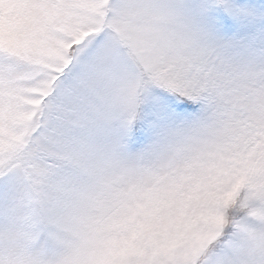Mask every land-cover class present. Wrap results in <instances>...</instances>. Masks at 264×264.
Returning <instances> with one entry per match:
<instances>
[{
  "label": "snow or ice",
  "instance_id": "snow-or-ice-1",
  "mask_svg": "<svg viewBox=\"0 0 264 264\" xmlns=\"http://www.w3.org/2000/svg\"><path fill=\"white\" fill-rule=\"evenodd\" d=\"M129 14L145 21L147 79L107 26ZM117 62L145 80L142 112L130 91L114 115ZM165 141L191 153L184 168L264 153V0H0V264H58L77 169L101 147L134 168Z\"/></svg>",
  "mask_w": 264,
  "mask_h": 264
},
{
  "label": "rangeland",
  "instance_id": "rangeland-1",
  "mask_svg": "<svg viewBox=\"0 0 264 264\" xmlns=\"http://www.w3.org/2000/svg\"><path fill=\"white\" fill-rule=\"evenodd\" d=\"M144 23L129 14L107 26L120 54L147 79ZM43 54L55 56L54 50ZM113 80L114 115L124 110L130 91L142 112L145 80L119 62ZM237 152L244 159L226 168L201 161L177 167L191 153H178L165 141L153 157L124 168L101 147L62 194L58 264H221L225 248L229 264H264V153L244 144Z\"/></svg>",
  "mask_w": 264,
  "mask_h": 264
},
{
  "label": "trees",
  "instance_id": "trees-1",
  "mask_svg": "<svg viewBox=\"0 0 264 264\" xmlns=\"http://www.w3.org/2000/svg\"><path fill=\"white\" fill-rule=\"evenodd\" d=\"M243 208H244V206H243ZM243 208L242 207H240V208H238V209H236L237 210V214H238V211L239 212H242L243 211ZM245 209V208H244ZM241 210V211H240ZM229 232V231H228Z\"/></svg>",
  "mask_w": 264,
  "mask_h": 264
}]
</instances>
